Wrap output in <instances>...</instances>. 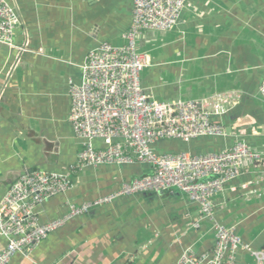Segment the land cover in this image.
Returning <instances> with one entry per match:
<instances>
[{"label":"crops","instance_id":"crops-1","mask_svg":"<svg viewBox=\"0 0 264 264\" xmlns=\"http://www.w3.org/2000/svg\"><path fill=\"white\" fill-rule=\"evenodd\" d=\"M20 24L15 45L0 44V201L12 184L32 171L68 173L78 162L81 142L69 121V81L81 80L80 67L102 43L124 46L133 21L134 0H6ZM149 67L142 74L147 93L160 102L201 101L236 92L238 104L219 121L225 138L190 143L164 141L156 149L220 152L243 139L263 156L247 162V172L216 200L217 217L238 227L246 243L264 249V0H190L178 26L148 32L138 40ZM98 147L100 143L96 144ZM196 153H193V152ZM143 165L86 168L74 187L36 209L40 223L57 220L79 205L117 191L122 183L150 173ZM263 179V180H262ZM257 194L244 196L241 187ZM260 193V195H259ZM198 205L175 190L144 193L101 206L51 234L29 258L10 264H177L193 247L211 251L213 233L193 229ZM7 240L0 237V252ZM238 264H255L240 252Z\"/></svg>","mask_w":264,"mask_h":264},{"label":"built area","instance_id":"built-area-1","mask_svg":"<svg viewBox=\"0 0 264 264\" xmlns=\"http://www.w3.org/2000/svg\"><path fill=\"white\" fill-rule=\"evenodd\" d=\"M189 1L134 0L132 25L124 36L126 44L118 47L102 43L89 53L80 67L81 80L69 81V121L82 146L78 162L68 173L28 172L11 185L0 201V237L7 240L0 252V264H10L17 255L29 258L51 234L95 208L113 205L125 197L172 190L198 205L200 217L193 229L199 230L205 224L214 237L211 251L198 252L188 247L177 264H238L240 252L248 253L255 264H264V249L256 250L245 242L237 226L220 221L216 206V200L229 187L238 192L230 185L247 172V162L258 167L262 154L253 151L243 139H236L232 147L220 152L161 153L156 149L164 141L190 143L227 137L226 127L219 120L242 98L240 93L229 92L201 101L160 102L143 87L142 74L150 63L138 49L139 38L148 32L174 30ZM19 24L16 8L0 0V44L24 52L27 44L18 47L14 41ZM259 91L264 99V80ZM137 164L148 167L150 173L122 183L107 196L70 204L64 217L40 223L36 209L70 191L74 177L86 168ZM261 182L243 185L244 196L257 194L251 188Z\"/></svg>","mask_w":264,"mask_h":264},{"label":"water","instance_id":"water-1","mask_svg":"<svg viewBox=\"0 0 264 264\" xmlns=\"http://www.w3.org/2000/svg\"><path fill=\"white\" fill-rule=\"evenodd\" d=\"M168 152H173V150L172 151H167L166 153H168ZM178 151H174L173 153H177ZM193 152V151H192ZM193 153H196V152H193ZM33 172V171H32ZM32 172H30V173H32ZM25 175V174H24Z\"/></svg>","mask_w":264,"mask_h":264},{"label":"rangeland","instance_id":"rangeland-1","mask_svg":"<svg viewBox=\"0 0 264 264\" xmlns=\"http://www.w3.org/2000/svg\"><path fill=\"white\" fill-rule=\"evenodd\" d=\"M227 131H228V133H230V128H228ZM175 191L177 192L178 190H175ZM178 192H180V191H178Z\"/></svg>","mask_w":264,"mask_h":264},{"label":"trees","instance_id":"trees-1","mask_svg":"<svg viewBox=\"0 0 264 264\" xmlns=\"http://www.w3.org/2000/svg\"><path fill=\"white\" fill-rule=\"evenodd\" d=\"M172 151V150H171ZM174 152V151H173ZM173 152H168V153H173Z\"/></svg>","mask_w":264,"mask_h":264}]
</instances>
